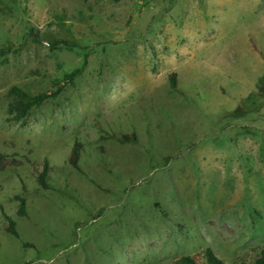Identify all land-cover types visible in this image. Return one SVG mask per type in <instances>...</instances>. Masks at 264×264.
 <instances>
[{
    "label": "rangeland",
    "instance_id": "1",
    "mask_svg": "<svg viewBox=\"0 0 264 264\" xmlns=\"http://www.w3.org/2000/svg\"><path fill=\"white\" fill-rule=\"evenodd\" d=\"M46 32L81 45L51 49ZM86 53L75 85L26 124L7 119L12 85L55 89ZM0 152V264H171L207 247L251 264L264 244V0H0ZM46 158L57 183L43 189Z\"/></svg>",
    "mask_w": 264,
    "mask_h": 264
},
{
    "label": "trees",
    "instance_id": "2",
    "mask_svg": "<svg viewBox=\"0 0 264 264\" xmlns=\"http://www.w3.org/2000/svg\"><path fill=\"white\" fill-rule=\"evenodd\" d=\"M44 37L48 40L51 45V49H56L60 47V44H65L68 48L73 49L81 44L75 38H64L56 35L52 32L44 33ZM37 41H42L37 38ZM88 62V54H85V58L82 66L75 68L71 72H68L64 76V82L59 81L57 88L51 90H43L38 93H32L31 91L25 89L20 85H12L7 93L9 97L8 102V113L7 117L10 121H19L22 124H26L30 117L32 116L34 109L42 106L44 103L50 100L57 99L65 90L68 83L75 85V78L80 75ZM171 85L177 87V75L173 73L171 75ZM120 141H137V136H127L118 138ZM83 142L76 141L72 153L69 157L70 163L75 168H80L79 161L82 155ZM6 154L0 152V168L5 167ZM55 165L52 164L47 158L44 160L43 169L37 170L36 179L38 184L43 189H48L56 185V180L53 178L52 171ZM38 169V168H37ZM19 201L18 214L21 216L27 215V199L25 196L16 195ZM9 220L8 231L19 236V231L17 229L16 220L10 215L5 214ZM171 264H228L211 247H207L203 252L196 254H184L175 257ZM251 264H264V244L258 254Z\"/></svg>",
    "mask_w": 264,
    "mask_h": 264
}]
</instances>
